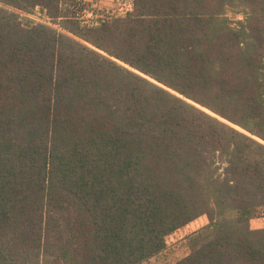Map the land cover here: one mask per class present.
Instances as JSON below:
<instances>
[{
  "label": "trees",
  "instance_id": "1",
  "mask_svg": "<svg viewBox=\"0 0 264 264\" xmlns=\"http://www.w3.org/2000/svg\"><path fill=\"white\" fill-rule=\"evenodd\" d=\"M66 2L0 0V264H142L202 215L171 264H264V0L21 14Z\"/></svg>",
  "mask_w": 264,
  "mask_h": 264
},
{
  "label": "rangeland",
  "instance_id": "2",
  "mask_svg": "<svg viewBox=\"0 0 264 264\" xmlns=\"http://www.w3.org/2000/svg\"><path fill=\"white\" fill-rule=\"evenodd\" d=\"M66 1L67 2L64 5H61L62 8H65L64 12H61L63 17L58 18L55 22H51L45 18L38 9L33 10L30 14H21L35 22L43 23L59 32L71 36L63 29V25L68 24L67 21L75 23V26L77 25L78 27L95 26L98 23L109 20L113 17H122L117 14L118 11L116 9L121 7L123 9L129 1H131L132 4V0ZM220 19L221 22H224L231 27H237V23L243 22L244 20V8L239 6L237 3L230 4L224 8ZM261 71H264V61ZM218 171H220V169ZM207 225L208 220L205 215L189 222L187 225L181 227L165 238L166 246L160 254L152 257L142 264H171L182 258L188 252V240L195 235L204 236L208 232ZM249 227L251 229L264 228V209L262 210V217L250 220Z\"/></svg>",
  "mask_w": 264,
  "mask_h": 264
},
{
  "label": "built area",
  "instance_id": "3",
  "mask_svg": "<svg viewBox=\"0 0 264 264\" xmlns=\"http://www.w3.org/2000/svg\"><path fill=\"white\" fill-rule=\"evenodd\" d=\"M131 7H132V4H131V1L127 2L125 7L122 9V7L118 10V15L120 16H123L125 15L127 12H130L131 11Z\"/></svg>",
  "mask_w": 264,
  "mask_h": 264
},
{
  "label": "crops",
  "instance_id": "4",
  "mask_svg": "<svg viewBox=\"0 0 264 264\" xmlns=\"http://www.w3.org/2000/svg\"><path fill=\"white\" fill-rule=\"evenodd\" d=\"M119 9H120V8H117L116 10L118 11ZM131 10H132V8H131ZM118 13H119V12H118ZM118 13H117V14H118ZM249 222H250V221H249ZM173 233H174V232H173Z\"/></svg>",
  "mask_w": 264,
  "mask_h": 264
}]
</instances>
